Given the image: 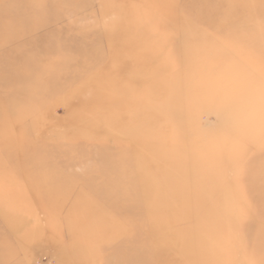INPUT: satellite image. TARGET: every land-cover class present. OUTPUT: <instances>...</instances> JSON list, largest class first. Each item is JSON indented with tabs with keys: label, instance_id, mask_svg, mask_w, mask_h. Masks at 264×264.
<instances>
[{
	"label": "rangeland",
	"instance_id": "obj_1",
	"mask_svg": "<svg viewBox=\"0 0 264 264\" xmlns=\"http://www.w3.org/2000/svg\"><path fill=\"white\" fill-rule=\"evenodd\" d=\"M11 1L0 264H261L264 0Z\"/></svg>",
	"mask_w": 264,
	"mask_h": 264
},
{
	"label": "bare ground",
	"instance_id": "obj_2",
	"mask_svg": "<svg viewBox=\"0 0 264 264\" xmlns=\"http://www.w3.org/2000/svg\"><path fill=\"white\" fill-rule=\"evenodd\" d=\"M157 1H159V4H161V6H163V7H167V0H157ZM222 0H210V2H204V5H203V3H202V9H203V11L204 12H206V10L208 9V6H209V4L211 3V4H216V3H220ZM228 1H230L229 3H232L231 5H232V7H230L229 9H226L224 12H222V9H219L222 13H220L219 15H217L218 17L219 16H225V15H228L227 17H229V19H231L232 20V23H237V22H239V21H241L242 19H244V17H249L250 15H253L252 13V11H250L249 9V11H247V12H245V11H240L239 9H238V6H239V4H241V5H245L246 6V9L250 6V4L248 3V2H246V1H240V0H228ZM18 4V6L17 5H15V3H13V1H11V2H8V3H4V4H2V5H0L1 7H0V11H2L3 13L5 12V13H9V14H12V15H15L16 16V14H18V12L19 13H21V3L19 4V3H17ZM194 5H196V3L194 2ZM190 6H192V5H190ZM152 8H153V6H151ZM195 7V6H194ZM155 9V8H154ZM185 8H184V6H183V10H184ZM245 9V10H246ZM219 10H216V9H214L212 12H211V16L213 17V16H216L215 15V13L217 12V11H219ZM219 11V12H220ZM183 12H186L187 13V11H186V9H185V11H183ZM18 15H20V14H18ZM228 19V20H229ZM198 20L199 21H201L202 22V19H199L198 18ZM226 24L223 22V23H221V24H218L217 26H216V29H217V31H220V30H223V28H227V26H225ZM21 26L22 25H18V24H4V25H0V39L1 38H3V36H4V34L3 33H5L6 34V38H8V36H11V35H14V34H16V33H18V31L19 30H21ZM212 26V25H211ZM213 26H215V25H213ZM212 26V27H213ZM231 37L233 36V35H230ZM264 36V35H263ZM230 37V38H231ZM262 37V36H261ZM5 39V38H4ZM260 41V40H259ZM151 183H149V180L148 179H146V180H142V185H144V187H145V189H144V191H148L149 189H150V187H151V185H150ZM151 190H153V189H151ZM144 194H145V196H146V193L145 192H143ZM102 196V195H101ZM106 196H109V195H106ZM112 197V196H111ZM101 198H104V199H106L107 197H101ZM109 199H110V197H108ZM115 200H116V203H117V205H120L121 204V202L123 201L124 202V204H125V202H128V200H132V202L134 203V204H139V202H141V200H139L138 198H136V197H131L130 199L129 198H123V197H119V195H118V197L117 198H114ZM114 199H112V200H114ZM134 237H135V235H132L131 237H130V239L128 240V241H126V246L125 247H130V246H132V245H134L135 244V242H136V239H134ZM138 240V239H137ZM143 242L141 243V245H144L145 246V248L148 246V247H150V244L149 243H151L150 242V239L149 238H147V237H145V238H143ZM263 243H264V241H262ZM129 244V245H128ZM168 248H167V245L165 244V247H164V249H163V251L162 252H160V254H158L157 256H155L154 258H159L160 257V259H162V260H164L165 262V264H176L177 263V260L176 259H174V258H172V257H167V256H165V253H166V250H167ZM148 252L150 251L151 252V250L150 249H148L147 250ZM115 252H118L122 257L125 255V253H124V251H123V249L122 248H115ZM145 252H143V254H144ZM148 255H150V254H148ZM138 258H140V257H138ZM137 260V259H136ZM143 262V261H142ZM261 264H264V260H263V262H261Z\"/></svg>",
	"mask_w": 264,
	"mask_h": 264
}]
</instances>
